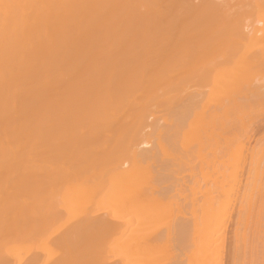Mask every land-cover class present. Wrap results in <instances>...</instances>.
Instances as JSON below:
<instances>
[{
    "label": "bare ground",
    "instance_id": "1",
    "mask_svg": "<svg viewBox=\"0 0 264 264\" xmlns=\"http://www.w3.org/2000/svg\"><path fill=\"white\" fill-rule=\"evenodd\" d=\"M262 104L264 0H0V264H264ZM241 130L242 262L178 184Z\"/></svg>",
    "mask_w": 264,
    "mask_h": 264
},
{
    "label": "rangeland",
    "instance_id": "2",
    "mask_svg": "<svg viewBox=\"0 0 264 264\" xmlns=\"http://www.w3.org/2000/svg\"><path fill=\"white\" fill-rule=\"evenodd\" d=\"M194 89V88H193ZM191 100V99H190ZM189 100V101H190ZM198 105V101H196L195 99L193 100H191V103L190 102H188V103H190L191 105H193V107H191L190 106V108H191V110H193L194 108H195V103ZM179 104V103H178ZM197 105H196V108H197ZM263 105V104H262ZM179 106V105H178ZM189 106V105H188ZM263 107H264V105H263ZM179 108V107H178ZM190 108H189V110H190ZM193 108V109H192ZM239 130V129H238ZM238 133H243V135L242 134H240V135H242L243 137H242V139L240 138V136H239V134ZM238 133H236V134H233L234 135V137L235 138H237V139H234V138H232L233 137V135H232V137H228V138H232L234 141H235V143L233 142V140H232V142L230 141L229 143H231L232 144V147H231V145L229 144L228 146H226L225 148H223V149H225V151H227V154L228 155H226V152L223 150V149H221V150H219L218 151V148H220L219 146H218V148H217V144L218 145H220V146H222V144H223V142L225 141H223V142H221L224 138L222 137V135L220 136L221 137V141H217L218 139L216 138V136H215V140L218 142V143H216L215 144V148L217 149L216 151H218V152H216V153H218V154H221V155H223V157H221L220 156V158H222L221 160L219 159V158H217L218 156L216 155V153H215V149H213L214 150V153H215V155H213V157L211 156L212 154H213V152H211V155H209V157L208 156H206L208 153L210 154V151L209 152H207L209 149H207L208 147L210 148L211 146H206L207 148L205 149L204 147H203V145H201V147L202 148H204L205 150H207L206 152H202L201 150H203L201 147H200V151L199 150H197V151H199V152H202L203 154H204V157L206 156V158H207V161H209L210 163L212 162V161H210V160H208L209 158H212V159H214V161H216V158L220 161V162H218V161H216V162H213L211 165H209V163H207V161L205 160V158H203L202 159V162L200 163V162H198L197 160V156L195 157V160H196V163H192L191 165H190V167H191V173H189V171H187L188 173H183V174H181L183 171H180L181 173H180V175L182 176V178H181V180L182 181H179V183L178 184H180L181 183V186L183 185V183L182 182H184V181H187V182H189V185L191 184V186H192V184H194V185H196L197 184V180L199 181V184H197V185H200L199 187L200 188H202L203 186V188L202 189H204L205 191H206V193H208V194H205V195H208V197L209 196H212V194H213V198L212 197H209V200H207L208 201V203L210 202H212L210 205H212L213 207L210 209V212H211V214H210V228L211 229H214V230H216V231H214V232H216V234L219 232H221V235L219 236V233H218V236L221 238V240H220V242H219V240H217L216 242H218L217 244H218V247H220L219 249H220V254L222 253V255H221V258H223L224 260L225 259H228L229 258V256H230V258L227 260V261H229V260H237L238 261V259H239V261H240V259H241V262L242 261H244V259H247L248 258V256H247V254H248V251H249V248H248V251H247V247H249L246 243H244L243 245H244V247H243V245H242V242H246V239H247V241H248V238H249V236H250V234H251V232L253 231V229L255 228V227H257L256 226V219H255V217H256V215L253 217L252 216V211H250L249 212V214H248V211H249V209H248V211L247 212H243L244 210H246V209H244V207H246L245 205L242 207V205H241V207H240V202H239V200H241V199H239V197L241 198V194H243L242 196H244V194L247 192V187H245V177L243 176V174H242V172H241V168L243 167V166H246L245 165V161L247 160H249V154H247V153H250V152H248V151H246L247 149L246 148H250L252 145L254 146H256V142L255 141H253L252 140V142L249 140V142L248 141H246L245 142V145H242L243 143V138L245 137L244 136V132H242V130H241V132L240 131H238ZM217 135H218V133H217ZM194 137H196V136H194ZM214 137V136H213ZM196 139H198L199 140V142H200V138L198 137V138H196ZM196 139H193V140H195L194 141V143H195V145H196ZM220 140V139H219ZM240 140V141H239ZM258 140V139H257ZM261 140V141H260ZM260 140H258L259 142H261L260 144H262L261 146H263V144H264V139L262 138V139H260ZM262 140H263V142H262ZM229 141V140H228ZM239 141V142H238ZM257 141V142H258ZM199 142H197L198 144H201V142L199 143ZM242 144H241V143ZM205 143H207V142H205ZM234 143V144H233ZM237 144V145H236ZM207 145V144H206ZM239 145V146H238ZM242 145V146H241ZM258 145H259V143H258ZM144 147L145 146H148V144H144L143 145ZM194 146V145H193ZM197 146V145H196ZM237 146V147H236ZM243 146H245V147H243ZM254 146V147H255ZM223 147V146H222ZM256 147H258V146H256ZM255 147V148H256ZM260 147V146H259ZM258 147V148H259ZM213 148V147H212ZM227 148V149H226ZM243 148V149H242ZM254 148V149H255ZM257 149V148H256ZM255 149V150H256ZM264 148L262 147L261 149H258L259 151L260 150H263ZM195 150V149H194ZM204 150V151H205ZM225 152H223V151ZM229 150V151H228ZM232 150V151H231ZM235 150V151H234ZM238 150V151H237ZM243 150V151H242ZM245 150V151H244ZM257 150V152L256 151H254V158L255 157H259L258 156V154L260 153L261 154V151L259 152ZM196 151V150H195ZM194 151V152H195ZM196 151V152H197ZM220 151L222 152V153H224V154H222V153H220ZM249 151H251V148L249 149ZM193 152V153H194ZM198 152V153H199ZM242 152V153H241ZM198 153H195V155H198ZM246 153V154H245ZM203 154H199V155H203ZM244 154V155H243ZM198 155V156H199ZM225 155H226V158H225ZM231 155V156H230ZM249 157H248V156ZM216 158H215V157ZM229 157V159H228V157ZM244 156L246 157V159L244 158ZM200 157V156H199ZM242 157V158H241ZM232 158H234V160L235 161H230V160H233ZM200 159V158H199ZM211 159V160H212ZM245 159V160H244ZM201 160V159H200ZM204 160L206 161V162H204ZM224 160H225V162H224ZM226 160H227V162H226ZM238 160V161H237ZM242 160V161H241ZM244 160V161H243ZM246 161V162H247ZM229 162H231L230 163V165H229ZM237 162H238V164H237ZM206 163V164H205ZM215 163H219V166H220V168L218 167V165L216 164L215 165ZM220 163L222 164V165H224L223 167H222V165H220ZM200 164H202V165H200ZM242 164V165H241ZM246 164H248V163H246ZM198 165H199V167L201 166L202 168H201V171H200V168L198 167ZM205 165V166H204ZM206 165H208V166H212V165H214L216 168L218 167L220 170L218 171V168L217 169H213V166L212 167H207ZM229 166V168H227L228 166ZM248 166V165H247ZM195 167V168H194ZM204 167V168H203ZM233 167V168H232ZM209 168V169H208ZM198 171H197V170ZM203 169V170H202ZM221 169H224V170H221ZM240 169V170H239ZM190 170V169H189ZM193 170V171H192ZM195 170V171H194ZM204 170H208L209 172H210V175H209V173H208V171L206 172V174H208L209 176H207L206 174H204ZM213 170V171H212ZM217 170V171H216ZM229 170V171H228ZM204 171V172H203ZM215 171V172H214ZM228 171V172H227ZM237 171V172H236ZM184 172H185V170H184ZM199 172V173H198ZM216 172H218V173H216ZM220 172V173H219ZM221 172H223V173H221ZM225 173V174H224ZM241 173V174H240ZM244 173V172H243ZM192 174V175H191ZM194 174H195V179H194V177H192V176H194ZM197 174V175H196ZM220 174H222V175H220ZM232 174V175H231ZM186 175H188V176H186ZM206 176V177H204V178H207V180L208 181H206L204 178H201V176L203 177V176ZM220 175V176H219ZM224 175V176H223ZM230 175V176H229ZM238 175V178L236 177ZM240 175H241V177H240ZM180 176V177H181ZM213 177V178H212ZM217 177H219V178H217ZM222 177V178H221ZM230 177V178H229ZM198 178V179H197ZM210 178H212V179H210ZM244 178V179H243ZM185 179V180H184ZM191 179V180H190ZM193 179H194V182L196 181V184L194 183V182H192L193 181ZM197 179V180H196ZM203 179V180H202ZM234 179V180H233ZM236 179H238V181L236 180ZM202 180V181H201ZM216 180V181H215ZM191 181V182H190ZM218 181V182H217ZM221 181V182H220ZM231 181V182H230ZM242 183H241V182ZM201 182V183H200ZM204 182V184H202ZM233 182V183H232ZM207 183V184H206ZM213 183V184H212ZM218 183V184H217ZM178 184H176L177 185V187H179V188H177V189H182L183 187H181L180 185L178 186ZM185 184H186V182H184V185L183 186H185ZM215 184V185H214ZM176 185H175V187H176ZM220 185V186H219ZM223 185V186H222ZM234 185H236V186H234ZM239 185V186H238ZM241 185V186H240ZM219 186V187H218ZM207 189H206V188ZM239 187V188H238ZM194 188V187H193ZM241 188V189H240ZM194 189H196L197 190V186H195V188ZM209 189V190H208ZM240 189V190H239ZM244 189V190H243ZM196 190L194 191L195 193H199V192H202L203 190H201L200 191V189L198 188V190L197 191H199V192H196ZM215 190V191H214ZM219 191V192H218ZM235 191V192H234ZM238 191V193H236ZM244 191V193H242ZM211 192V193H210ZM214 192V193H213ZM234 192V193H233ZM240 193V194H239ZM218 194V195H217ZM224 194V195H223ZM229 194H231V195H229ZM236 194H239L238 196L236 195ZM216 197H215V196ZM199 196V195H198ZM237 196V197H236ZM234 197H236V199L234 198ZM233 198V199H232ZM208 199V198H207ZM213 199V200H212ZM215 199V200H214ZM238 199V200H237ZM229 200V201H228ZM234 204H233V203ZM230 204H231V206H230ZM233 204V205H232ZM239 206V207H238ZM215 207V208H214ZM238 208H241L240 210L238 209ZM247 208V207H246ZM220 209V210H219ZM232 209V210H231ZM243 209V210H242ZM214 210V211H213ZM217 210V211H216ZM219 210V211H218ZM231 210V211H230ZM228 211V212H227ZM234 211V212H233ZM240 211V213H238ZM223 212V213H222ZM226 212V213H225ZM213 213V214H212ZM215 213V214H214ZM231 213V214H230ZM238 213V214H237ZM245 213V214H244ZM217 214V215H216ZM251 214V216H249ZM245 215V216H244ZM230 216V217H229ZM237 216H238V218H237ZM234 217V218H233ZM249 217V218H248ZM217 220H216V219ZM224 218V219H223ZM212 220V221H211ZM221 220V221H220ZM231 220H233V221H231ZM242 220V221H241ZM252 220H254V221H252ZM228 223H227V222ZM235 221H236V223H235ZM237 221H239V222H237ZM249 221V222H248ZM252 221V222H251ZM212 222H214V223H212ZM222 222V223H221ZM225 222V223H224ZM233 224H232V223ZM244 224H243V223ZM254 225L255 224V226H253L251 223ZM220 223V224H219ZM259 223L262 225H258V226H261L260 227V229H259V231H262V230H264V209H263V211H262V213H261V217H259ZM235 225V226H234ZM242 225H245V226H242ZM215 226V227H214ZM229 226V227H228ZM252 226V227H251ZM223 229H222V228ZM230 227H231V229H230ZM235 227L238 229H236V233H235ZM240 227H242L241 229H240ZM245 228V231L243 230ZM258 228L259 227H257V228H255L254 230H257V232H259L258 231ZM222 229V230H221ZM226 229H228V230H226ZM251 229H252V231H251ZM221 230V231H220ZM242 230V231H241ZM248 230H250V231H248ZM254 232V231H253ZM252 232V233H253ZM224 233H226V234H224ZM236 234V236H235V234ZM240 233V234H239ZM245 233V234H244ZM256 233V232H255ZM254 233V234H255ZM261 233L262 232H260L259 234L261 235ZM264 233V232H263ZM263 233H262V235H263ZM223 234V235H222ZM249 234V235H248ZM239 235V236H238ZM243 235H245L244 237H246V239L243 237ZM259 235V236H260ZM229 236V237H228ZM231 236V237H230ZM241 236V237H240ZM218 237V238H219ZM228 237V238H227ZM235 237H236V239H235ZM243 237V238H242ZM225 238V239H224ZM232 239V240H230V239ZM263 238H264V235H263ZM241 239H243V240H241ZM259 239H262V236H261V238H259ZM223 240V241H222ZM242 242H241V241ZM251 240V239H250ZM225 241V242H224ZM264 240L262 239V241H259L258 240V242H257V249H258V246H260V248H261V246L262 245H264V242H263ZM222 242V243H221ZM239 242H240V244H239ZM226 243V244H225ZM225 244V245H224ZM233 244H234V246H233ZM239 244V245H238ZM224 245V246H223ZM247 245V246H246ZM238 246V247H237ZM226 247V248H225ZM229 247V248H228ZM233 247V248H232ZM237 247V248H236ZM245 249V251H244V249ZM255 248V247H254ZM227 249V250H226ZM229 249V250H228ZM231 249V250H230ZM234 249H236V251L234 250ZM242 249V250H241ZM225 250V251H224ZM233 250V252H232V255H230L229 253L231 252ZM227 251V252H226ZM234 251H235V253H234ZM244 251V252H243ZM224 252V253H223ZM237 252L239 253V254H241L240 256H238L239 254H237ZM259 252V251H258ZM227 253V254H226ZM224 254H226L225 256H224ZM229 254V255H228ZM245 254V255H244ZM228 255V256H227ZM243 256V257H242ZM247 257V258H246ZM235 258V259H234ZM243 259V260H242ZM222 260V259H221Z\"/></svg>",
    "mask_w": 264,
    "mask_h": 264
}]
</instances>
